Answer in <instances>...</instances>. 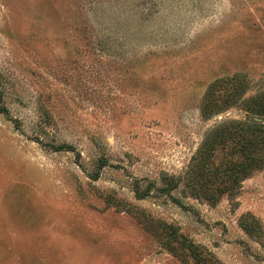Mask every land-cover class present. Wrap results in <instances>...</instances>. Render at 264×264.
I'll return each instance as SVG.
<instances>
[{
	"label": "rangeland",
	"instance_id": "rangeland-1",
	"mask_svg": "<svg viewBox=\"0 0 264 264\" xmlns=\"http://www.w3.org/2000/svg\"><path fill=\"white\" fill-rule=\"evenodd\" d=\"M233 75L264 92V0H0V264H194L161 223L264 264V170L214 204L186 185L205 134L247 118L200 116Z\"/></svg>",
	"mask_w": 264,
	"mask_h": 264
},
{
	"label": "trees",
	"instance_id": "trees-1",
	"mask_svg": "<svg viewBox=\"0 0 264 264\" xmlns=\"http://www.w3.org/2000/svg\"><path fill=\"white\" fill-rule=\"evenodd\" d=\"M248 90L246 78L233 75L214 81L204 94L200 106L202 119H210L232 106L241 108L247 118L225 121L205 134L191 158L186 176V185L196 199L202 198L214 204L224 195L233 197L245 179L264 170V122L253 120L254 117H264V92L245 97ZM1 97L0 91V101ZM6 111L0 107L1 113ZM51 148L54 151L72 149L65 144L52 145ZM94 176L96 178L97 174ZM177 186L174 178H168L167 185L159 190L169 194ZM173 201L180 204L177 199ZM161 224L168 233L167 238L187 249L194 264H221L210 253L180 234L176 227ZM242 228L250 232L246 224H242Z\"/></svg>",
	"mask_w": 264,
	"mask_h": 264
},
{
	"label": "water",
	"instance_id": "water-1",
	"mask_svg": "<svg viewBox=\"0 0 264 264\" xmlns=\"http://www.w3.org/2000/svg\"><path fill=\"white\" fill-rule=\"evenodd\" d=\"M253 120L256 121V122H262V118L261 117H254Z\"/></svg>",
	"mask_w": 264,
	"mask_h": 264
}]
</instances>
